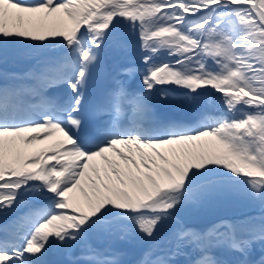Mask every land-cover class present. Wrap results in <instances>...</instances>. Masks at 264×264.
Segmentation results:
<instances>
[{"label":"snow or ice","instance_id":"6c2138e0","mask_svg":"<svg viewBox=\"0 0 264 264\" xmlns=\"http://www.w3.org/2000/svg\"><path fill=\"white\" fill-rule=\"evenodd\" d=\"M117 244L264 264V0H0V264Z\"/></svg>","mask_w":264,"mask_h":264},{"label":"bare ground","instance_id":"6f19581e","mask_svg":"<svg viewBox=\"0 0 264 264\" xmlns=\"http://www.w3.org/2000/svg\"><path fill=\"white\" fill-rule=\"evenodd\" d=\"M124 57L128 58L129 62L138 60V55H137V53L134 50L133 51H129L128 50ZM134 57H136V58H134ZM18 66L23 67V64H20ZM12 67H16V65L15 66L11 65V66H9L8 69H10ZM209 110H215V109L213 107H209V108H206V109H204V108L200 109V111H204L205 113L207 111H209ZM191 112L196 113L195 110H193ZM116 247L121 252L120 259L123 261V264H132V262L137 258L136 251L134 249H132L130 246L124 245V244H117Z\"/></svg>","mask_w":264,"mask_h":264},{"label":"rangeland","instance_id":"374dc122","mask_svg":"<svg viewBox=\"0 0 264 264\" xmlns=\"http://www.w3.org/2000/svg\"><path fill=\"white\" fill-rule=\"evenodd\" d=\"M210 212H211V209H206L199 213L194 212L192 214V223L198 225V224H201L202 222H205L206 220L204 218L207 216L208 217L211 216Z\"/></svg>","mask_w":264,"mask_h":264}]
</instances>
